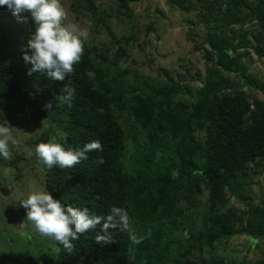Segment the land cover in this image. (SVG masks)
Masks as SVG:
<instances>
[{"label": "trees", "instance_id": "16d2710c", "mask_svg": "<svg viewBox=\"0 0 264 264\" xmlns=\"http://www.w3.org/2000/svg\"><path fill=\"white\" fill-rule=\"evenodd\" d=\"M119 1L129 12L128 3ZM82 2H72V11L88 12L108 31L110 44L86 42L63 81L44 71L30 74L33 65L24 55H31L34 22L30 13L16 15L0 6V111L45 125L42 141L55 137L66 149L93 140L103 146L63 169H48L35 151L31 192L47 190L94 215L106 216L118 206L129 216V230L110 229L109 241H96L102 234L97 225L73 241L71 251L56 242L58 264H235L221 253L226 242L240 235L252 241L264 236V199L243 213L230 206L231 195L245 187L253 167L264 166V104L225 73H242L255 85L246 76L240 50L264 58V0H199L191 6L168 0L172 8L197 11L202 20V30L196 32L195 25L188 37L206 69L188 66L186 79L165 67L157 78L122 68L119 62L128 52L125 39L107 23L112 14L95 0ZM211 23L250 24L231 40L214 31L200 39L198 33ZM147 30L155 28L150 24ZM146 44H139L143 51ZM65 86L75 90L70 103L59 101ZM21 160L17 152L10 165L17 163L18 170ZM244 259L238 264H264V256Z\"/></svg>", "mask_w": 264, "mask_h": 264}, {"label": "rangeland", "instance_id": "374dc122", "mask_svg": "<svg viewBox=\"0 0 264 264\" xmlns=\"http://www.w3.org/2000/svg\"><path fill=\"white\" fill-rule=\"evenodd\" d=\"M74 1L77 0H61L67 11L68 20L79 22L81 26L89 28L88 43L98 47L109 45L111 36L108 31L99 27L96 21H92L88 12L81 15L73 12L71 4ZM78 1L85 3L84 0ZM95 1L101 9L112 14L107 20L112 32L125 39L128 54L119 62L122 68L138 71L143 78L149 76L157 78V72L161 67L170 70L173 76L182 74L183 79L188 78L185 72L188 66L193 70L200 69L205 72L203 56L193 49V43L188 37L190 28L195 29V25L198 27L196 32L202 30L199 28L202 26V20L197 11L172 8L168 0H125L129 5V12L122 7L123 4L119 0ZM198 1L186 0L185 5L191 6ZM150 24L155 30L148 33L147 25ZM249 24L238 23L223 28L216 26L218 23H211L210 29L205 30L204 27L203 32L198 33V37L202 39L204 34L214 31L220 36H228L231 40L233 36L239 35V30H248ZM249 37L253 39L252 34ZM145 41L147 44L143 51L139 44ZM240 52H244L243 63L247 67L246 76L253 79L256 82L255 85L249 84L242 73H225V75L233 83L242 86L243 93L251 99L259 100L264 104V58L260 59L254 55L251 49L247 52L241 49ZM113 58L114 55L110 57V59ZM0 123H7L12 127L11 135L15 140V143L9 145V157L0 156V264H58L60 254L56 241L35 231L33 225L27 221L26 210L21 205L23 198L31 192L29 182L37 178V174L29 170L34 164L32 159L36 144L46 139L42 137L44 140H40L43 131L46 132V126L42 123L37 125L24 115H12L4 111H0ZM17 152L22 158L18 170L17 163L10 165L14 162ZM6 164L9 168L5 167ZM253 168L244 181L245 187L242 190L234 187L235 194L231 195L230 206L241 212L246 210L250 203L254 206L263 204L264 166ZM18 175L22 178L19 181ZM1 189L10 192L5 195ZM220 250L235 264L245 260V257L247 261L258 260L264 256V236H257L255 241L246 235L236 236L226 242Z\"/></svg>", "mask_w": 264, "mask_h": 264}, {"label": "clouds", "instance_id": "9594fccd", "mask_svg": "<svg viewBox=\"0 0 264 264\" xmlns=\"http://www.w3.org/2000/svg\"><path fill=\"white\" fill-rule=\"evenodd\" d=\"M7 6L13 14L30 13L35 28L29 41L31 55L25 53L26 62H31L34 71H44L51 78L63 81L74 71L84 51V44L90 38V30L79 22L69 21L61 0H0V6ZM74 89L65 86L59 101L69 102L74 96ZM44 122V121H43ZM11 126L0 123V156L8 158L10 143H15L11 135ZM36 154L48 169L53 166L71 168L88 158L91 151H103L99 140L86 143L83 148H65L55 137L36 145ZM98 163H103L99 158ZM21 205L36 232L50 238L69 251L73 241L81 234L101 226L97 242L111 240L110 229L129 230L128 212L123 207L113 206L106 216L94 215L90 210L64 204L54 198L47 190L30 192Z\"/></svg>", "mask_w": 264, "mask_h": 264}, {"label": "water", "instance_id": "95a60500", "mask_svg": "<svg viewBox=\"0 0 264 264\" xmlns=\"http://www.w3.org/2000/svg\"><path fill=\"white\" fill-rule=\"evenodd\" d=\"M1 192H2L3 194L7 195V194H9L10 191H7V190H5V189H1Z\"/></svg>", "mask_w": 264, "mask_h": 264}, {"label": "bare ground", "instance_id": "6f19581e", "mask_svg": "<svg viewBox=\"0 0 264 264\" xmlns=\"http://www.w3.org/2000/svg\"><path fill=\"white\" fill-rule=\"evenodd\" d=\"M123 183V182H122Z\"/></svg>", "mask_w": 264, "mask_h": 264}]
</instances>
